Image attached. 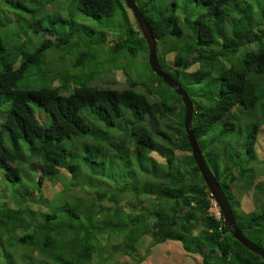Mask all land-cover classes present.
I'll use <instances>...</instances> for the list:
<instances>
[{"label":"trees","instance_id":"trees-1","mask_svg":"<svg viewBox=\"0 0 264 264\" xmlns=\"http://www.w3.org/2000/svg\"><path fill=\"white\" fill-rule=\"evenodd\" d=\"M23 1L0 0V10L6 2L31 12L34 19L25 26L42 38L37 47L27 50L22 28L15 31L14 42H0V94L7 101L0 102V236L11 241L5 263L110 264L118 250L130 253L132 261L117 264H139L143 256L137 255L135 245L146 235L150 243L145 253L152 244L170 239L190 258L198 254L200 264H264L263 258L231 236L221 217L215 218L208 211L210 195L190 154L183 105L159 76L125 79L121 88L80 84L67 93L57 87L15 86L29 65L38 66L45 47L65 42L70 35V29L66 36L56 34L35 15L38 10L46 12L50 0H25L32 2L29 6ZM72 1L92 17L110 15L115 5L121 4L120 0ZM133 1L154 36L158 65L191 100L192 133L225 194L236 225L264 249V176L255 180L256 168L251 165L258 160L255 139L261 118L254 117L252 124H246L242 141L234 142L235 129H241L244 117L253 114L254 105L264 95V44L239 49L264 36V0L256 9L246 0ZM56 19L67 21L53 14L48 23ZM123 19L127 20L126 16ZM116 28L112 52L133 55L139 47L146 49L136 23ZM53 35L55 39H48ZM105 36L102 32L96 44L107 42ZM160 83L172 96L158 89ZM30 100L39 102L49 113L47 124L35 118ZM82 109L88 119L79 113ZM104 159L109 166L137 164L136 173L149 176L147 186L132 184L139 207L134 222L122 223L118 212L113 213L115 218L110 216L108 205L89 208L86 224L82 223L79 203L69 200L72 195L59 171L68 170L73 178L97 176ZM44 176L63 185L53 195L64 194L66 198L53 210L45 207ZM92 180L96 186L101 183L97 177ZM33 181L38 190L35 195L30 191ZM252 187L261 204L254 212L241 211L239 198ZM124 192L122 188L111 193L107 199L110 205L117 204ZM115 219L120 223H114ZM95 232L120 234V244H113L116 249L108 251L90 238Z\"/></svg>","mask_w":264,"mask_h":264},{"label":"rangeland","instance_id":"rangeland-1","mask_svg":"<svg viewBox=\"0 0 264 264\" xmlns=\"http://www.w3.org/2000/svg\"><path fill=\"white\" fill-rule=\"evenodd\" d=\"M251 4L254 9H256L258 2L261 0H246ZM24 4L30 5L32 2L23 1ZM123 2V3H122ZM50 7L46 12H40L39 10L35 15H39L42 19L40 22L47 27H52L56 34L66 36V33L69 29L70 35L67 41L61 42L58 45L47 46L43 50L41 60L38 62V66L29 65L23 72V74L16 79L15 86L18 88L25 87H37V86H46V87H57L61 89L62 93H67L72 87L78 86L80 84H95L100 86H110L115 88H121L125 85V79H134V80H147L154 78V73L150 70L146 60V49L141 50V48L135 49L133 55H124L123 52H112L111 46L113 41L111 38L117 33V26L119 24L130 23V25L135 26L134 18L130 10L125 6L124 1L120 0V6L117 4L114 7V11L110 15H101L98 17L89 16L78 8L75 7L72 0H50ZM34 4V2H33ZM3 9L0 10V21L3 26H0V42L4 45L10 44V41L14 42V33L15 31H20L22 28H25L23 33V39L25 40V45L27 50H32L37 47L41 42L42 38L39 33L33 32L31 29H28L25 25L27 21L31 18L34 19L31 12L16 9L11 5L4 4L2 5ZM57 14L60 18H65L67 21L62 22L58 19L48 23L50 16ZM127 18L124 20L123 18ZM263 24H264V16ZM128 21V22H127ZM264 28V25L261 26ZM102 32L107 34L105 40L108 41L100 42L99 38L102 35ZM45 35H42V37ZM48 36V39H55ZM253 42L246 43L239 47L240 50L243 48L254 49L256 46L264 44V36L260 39L252 40ZM12 45H8L9 47ZM6 50H8L6 48ZM11 53L4 51V53ZM12 55V54H11ZM17 65V64H14ZM156 76V75H155ZM149 83V80L147 81ZM158 89H161L165 94H171V90L160 83ZM158 93V91H157ZM0 102L4 100V95L0 94ZM7 100V99H6ZM2 103H7L3 101ZM32 106L33 114L35 118L41 124H47L50 120L49 113L43 110L39 102L36 100H30ZM5 111V109H3ZM255 111V112H254ZM85 119H88L86 116V110L82 109L79 111ZM254 117L261 118L262 122L257 126V136L255 142V153L258 160L252 162L251 165L256 168L255 180L258 178H263L264 176V95L257 101L253 108V114L244 117V122L241 124V129H235L236 138L234 142H240L243 139L245 125L253 123ZM88 141L87 138H85ZM8 143V141L5 139ZM26 144H23L25 146ZM80 161V160H77ZM106 162H102L99 175H87L85 178H73L72 174L68 170L61 169L58 175H62L67 181L65 184V189L67 188L70 192L69 200L72 202L73 199L81 208L80 214L78 217L80 222L86 224V212L93 209H99L101 207L110 206V216H114V212H118L120 216L118 218L124 222H134L138 213V203L137 194L133 193L132 184H137L138 187L147 186L145 180L148 175L144 178L141 174L136 173L137 164H130L128 167L126 165L115 164L114 166H109ZM36 163V162H35ZM128 163V162H127ZM130 163V162H129ZM131 163H134L131 160ZM37 166V165H35ZM89 171V170H88ZM30 174H34L33 170L29 171ZM91 173V171H89ZM21 176L24 178L23 172L20 170ZM73 176V177H72ZM72 178V179H69ZM93 177H97L101 180L100 185H95L91 181ZM45 184L42 185V194L47 198L48 203L45 204L47 210L55 209V204L65 197L64 194L53 195L57 189H60L63 185L60 180L58 181H49L51 177L44 176ZM93 181V180H92ZM150 181V180H148ZM32 182H29L31 184ZM34 183V181H33ZM1 187V185H0ZM35 187V189H34ZM34 187L31 188V194L35 195L38 191L35 183ZM124 188L125 192L123 195L118 196V203L114 206H111L108 202V198L111 193L114 191L119 192V189ZM257 188V187H255ZM253 187L248 193H244L243 196H240V209L241 211H252L254 212L257 207L260 206V199L254 198ZM34 191V193H33ZM252 196V199H251ZM9 197L10 193H9ZM66 198V197H65ZM0 200H2L0 198ZM13 200V203L16 201ZM12 205V202H9ZM28 204H33L29 202ZM9 205V206H10ZM8 206V205H7ZM93 214L96 211H91ZM142 214H147V210H142ZM91 213V214H92ZM92 214V215H93ZM97 216V215H96ZM98 217V216H97ZM126 218V219H124ZM115 221V222H114ZM114 223H120L118 220H114ZM131 224H128L130 227ZM95 232L94 236L90 238L94 241L96 240L98 245L107 247L108 251L116 249L114 245L120 244L119 239L121 235L116 233H111V236L103 233ZM146 236V235H145ZM142 236L135 245V251L137 255L143 256V259L139 264H200V257L198 254H193L194 258H190L189 254H186L180 244L176 241L166 239L161 242L152 244L149 246V250L145 253L146 248L148 247L150 240ZM0 264L6 262V253L9 251V245L11 244L10 240L5 236H0ZM119 241V242H118ZM137 241V240H136ZM135 241V242H136ZM114 244V245H113ZM135 244V243H134ZM115 256L111 260L110 264H117L119 262L130 263L132 259L130 258V253L125 251L119 252L115 250ZM105 253H103L104 255ZM102 255V256H103ZM6 264V263H5Z\"/></svg>","mask_w":264,"mask_h":264},{"label":"water","instance_id":"water-1","mask_svg":"<svg viewBox=\"0 0 264 264\" xmlns=\"http://www.w3.org/2000/svg\"><path fill=\"white\" fill-rule=\"evenodd\" d=\"M126 7L131 11V14L135 20V23L140 31V34L144 40L146 46V60L150 69L154 72L155 75L159 76L162 81L169 86L175 94H177L181 100V103L184 108V117H183V128L185 135L190 147V154L193 158V161L200 173V176L207 187L209 195L212 196L215 203L217 204L221 215L222 222L225 226L228 227V230L231 236L237 240L242 246L246 249L254 252L258 256L264 259V249L246 238L238 226L235 223L234 216L232 214L231 208L228 204V201L225 197L224 192L222 191L219 183L217 182L215 176L207 167L204 162L201 150L198 146L196 138L194 137L190 122L192 114V105L191 101L184 90L183 87L168 73L160 68L157 63L155 55V39L152 35L146 20L144 19L141 11L138 9L133 0H123Z\"/></svg>","mask_w":264,"mask_h":264},{"label":"built area","instance_id":"built-area-1","mask_svg":"<svg viewBox=\"0 0 264 264\" xmlns=\"http://www.w3.org/2000/svg\"><path fill=\"white\" fill-rule=\"evenodd\" d=\"M208 210L211 212V214L215 217L218 218L220 217V211L217 207V205L215 204L213 199H210V205L208 207Z\"/></svg>","mask_w":264,"mask_h":264},{"label":"clouds","instance_id":"clouds-1","mask_svg":"<svg viewBox=\"0 0 264 264\" xmlns=\"http://www.w3.org/2000/svg\"><path fill=\"white\" fill-rule=\"evenodd\" d=\"M124 4H125V3H124ZM125 6H126V5H125ZM130 12H131V11H130ZM181 87H182V86H181ZM189 99H190V98H189ZM190 101H191V100H190ZM191 105H192V104H191ZM191 116H192V114H191ZM190 127H191V126H190ZM208 199H209V205H210V199H213V198H212V196L210 195ZM213 200H214V199H213ZM214 202H215V201H214ZM215 204H216V203H215ZM216 205H217V204H216ZM208 207H209V206H208ZM217 207H218V206H217ZM218 209H219V208H218ZM208 211H209V210H208ZM219 211H220V210H219ZM209 212H210V211H209ZM210 213H211V212H210ZM220 217H221V219H222L221 212H220Z\"/></svg>","mask_w":264,"mask_h":264}]
</instances>
